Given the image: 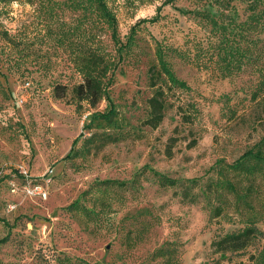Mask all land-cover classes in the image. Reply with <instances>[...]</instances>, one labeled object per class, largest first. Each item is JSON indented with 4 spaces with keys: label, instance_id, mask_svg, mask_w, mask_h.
Returning a JSON list of instances; mask_svg holds the SVG:
<instances>
[{
    "label": "rangeland",
    "instance_id": "1",
    "mask_svg": "<svg viewBox=\"0 0 264 264\" xmlns=\"http://www.w3.org/2000/svg\"><path fill=\"white\" fill-rule=\"evenodd\" d=\"M71 1L0 0V264H52L59 256L89 264H162L165 258L154 257L162 248L173 251L174 264H252L248 256L264 247V240L236 252H218L213 242L218 234L242 228L246 219L264 232V180L251 212L239 208L236 213L232 199L223 195L224 212L234 218L229 223L209 221L203 199L183 201L179 189L159 187L152 172L172 180L206 177L213 163H232L264 137V96L251 97L256 69L225 77L212 60L197 66L171 59L189 90L164 87L161 123L156 128L143 123L155 90L148 73L154 40L193 54L194 45L214 42L216 31L234 32L218 16L225 0H176L174 7H162L157 23L141 25L137 46L118 65L109 89L128 135L115 144L94 143L90 152L65 159L72 148L80 150L89 136L83 126L106 102L95 108L76 103L72 91L81 77L61 32L97 33L95 40L115 53L110 32L92 26L94 15L72 10ZM163 2L110 0L117 36L124 40ZM245 6L244 0H232L225 13L244 21ZM203 10L209 21L192 14ZM258 38L264 51V33ZM227 108L234 116L222 114ZM21 172L42 185L46 198L11 193L10 181L20 186L24 180ZM105 180L134 184L113 186L111 210L98 216L68 210L77 200L92 208L100 199L94 184ZM10 205L15 208L7 211Z\"/></svg>",
    "mask_w": 264,
    "mask_h": 264
},
{
    "label": "trees",
    "instance_id": "2",
    "mask_svg": "<svg viewBox=\"0 0 264 264\" xmlns=\"http://www.w3.org/2000/svg\"><path fill=\"white\" fill-rule=\"evenodd\" d=\"M12 1L14 0H4L8 3ZM109 1L72 0L70 5L72 10H83L88 11L89 15L93 14L92 26L101 32L104 29L110 32L114 44V54L107 52L95 40L97 33L82 34L80 32L76 34L74 29L61 32V39L65 42L74 68L81 77V82L72 91L76 103H85L91 108H95L100 102H106L104 110L93 112L83 126V130L89 136L84 138L80 150L75 151L72 148L65 159L74 157L78 153L83 155L90 152V147L94 143H99V145L115 144L128 135L125 123L109 96L115 71L137 46L135 37L141 25L157 23L161 19L162 7L167 5L174 7L176 0H164L161 6L157 7L156 14L151 18L142 19L132 26L124 40L117 36V19ZM231 1L225 0L220 3L224 9L220 10L218 16L234 32L216 31L213 34L215 41L208 40L203 45H194L193 54L154 40V63L150 66L148 73L149 85L155 90L153 96L148 99V117L143 122L144 125L156 128L161 123L166 101L164 87L167 90H189L187 83L179 79L172 68L171 59L174 58L180 62L197 66L212 60L216 71L225 77L252 66L256 69L258 81L251 97L256 100L258 97L264 96V60L258 64L260 59H264V54H262L264 51L257 45L259 43L258 35L264 33V0H244L248 14L246 19L241 22H237L232 16L225 13L230 8ZM178 11L182 14L190 13ZM192 14L200 17L201 20H210V14L205 10L193 11ZM76 35H78V39L72 40V37ZM85 36L88 37L85 38ZM57 89L59 86L54 88V93L60 97ZM229 112L234 116V112L230 108H227L226 112L224 111L222 114L227 116ZM82 136L83 134L80 133L78 138ZM76 142L77 140H74L72 146ZM152 174L159 187L179 189L181 199L189 204H196L200 199H203L209 221L221 218L232 223L234 222L233 216L224 212L223 195L232 199L236 213L240 211L239 208L246 209L248 212L253 211L259 192V181L264 180V137L232 163H225L221 160L213 163L207 170L206 177L204 175L198 178L172 180L157 172H152ZM129 184L133 185L134 182L114 180L95 182L94 187L98 189L100 195L98 202L94 200L93 202L96 203L92 208H86L77 200L68 207V210L88 218L103 214L105 211L111 210L108 198H111L112 195L108 191L113 186L123 189ZM95 207L98 209L97 211ZM242 222L244 223L242 228L216 236L213 242L216 251H243L255 241L264 240V232L257 228L253 220L246 219ZM28 225L31 226L30 223ZM172 255V250L162 248L156 251L154 257L165 258L162 260V264H174ZM248 259L252 264H264V247L250 254ZM51 263L89 264L82 259H73L68 256L54 258V262L51 261Z\"/></svg>",
    "mask_w": 264,
    "mask_h": 264
},
{
    "label": "built area",
    "instance_id": "3",
    "mask_svg": "<svg viewBox=\"0 0 264 264\" xmlns=\"http://www.w3.org/2000/svg\"><path fill=\"white\" fill-rule=\"evenodd\" d=\"M21 175L23 177V181L20 186H17L13 181H10V191L13 194L22 193L24 196L27 197H36L39 199L46 198L47 193L43 189L42 185L40 184H34L32 181L28 180L27 175L25 172H21ZM15 208L14 205L8 206L7 211H12Z\"/></svg>",
    "mask_w": 264,
    "mask_h": 264
}]
</instances>
